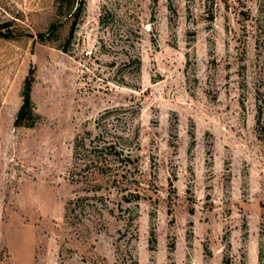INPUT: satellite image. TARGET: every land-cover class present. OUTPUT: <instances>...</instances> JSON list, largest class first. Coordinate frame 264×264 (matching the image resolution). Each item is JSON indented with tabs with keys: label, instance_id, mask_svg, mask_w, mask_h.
Here are the masks:
<instances>
[{
	"label": "rangeland",
	"instance_id": "obj_1",
	"mask_svg": "<svg viewBox=\"0 0 264 264\" xmlns=\"http://www.w3.org/2000/svg\"><path fill=\"white\" fill-rule=\"evenodd\" d=\"M5 22L0 264H264V0H0Z\"/></svg>",
	"mask_w": 264,
	"mask_h": 264
},
{
	"label": "trees",
	"instance_id": "obj_2",
	"mask_svg": "<svg viewBox=\"0 0 264 264\" xmlns=\"http://www.w3.org/2000/svg\"><path fill=\"white\" fill-rule=\"evenodd\" d=\"M82 2L78 4L77 8L70 13V18H75V21L72 24V28H71V37L74 35V31H75V25L77 23V17H79L81 11H82ZM70 11H72V9H70ZM9 27L8 22H5L3 24L0 25V37H4V38H12L14 36V33L10 30V28H7L6 30H3V27ZM57 30L56 25L54 24L52 26V32H55ZM42 38V40L44 41H49L51 38V35L49 37L46 38V35L41 34L40 36ZM32 87H33V80L29 77L27 79L26 85H25V90H24V102L23 105L21 106L19 112H18V116L16 119V125L17 126H22V125H29L26 124V121L29 120L31 117H33L35 115L34 112V105H33V101H32ZM80 148H84L83 143H78L76 150H79ZM109 148L115 149V146H110ZM107 149V148H106ZM104 149H100L98 151L95 152L94 157H96V159L94 160L95 162L97 161L98 166L97 169H99L100 171H104L103 169L107 168L109 166V162H108V158L105 159L103 158L100 159L97 156V153L100 152V154L103 153ZM120 153V152H117ZM111 155H108V157Z\"/></svg>",
	"mask_w": 264,
	"mask_h": 264
}]
</instances>
